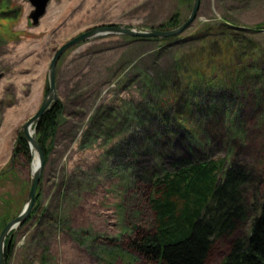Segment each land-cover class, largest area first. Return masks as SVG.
Masks as SVG:
<instances>
[{
	"label": "rangeland",
	"instance_id": "1",
	"mask_svg": "<svg viewBox=\"0 0 264 264\" xmlns=\"http://www.w3.org/2000/svg\"><path fill=\"white\" fill-rule=\"evenodd\" d=\"M193 3L52 0L33 26L28 0H0V233L27 203L33 153L14 157V149L23 125L49 92L56 52L95 27L158 29L174 15L179 26ZM226 34L243 35L247 51L264 54V0H201L196 21L177 41L105 35L63 54L56 70L62 114L56 134L45 143L48 155L33 216L13 234L8 264H158L130 244L155 232L152 201L159 187L154 182L172 170L164 143L170 134L158 130L161 121L169 117L188 133L198 128L197 118H204L182 104L175 114L167 112L182 85L195 86H187L184 95L197 99L198 108L207 87L220 119L206 132L198 131V159H224V170L235 164L254 169L255 182L246 185V196L253 200L250 209H257L264 195V103L256 111V100L245 108L241 100L254 98V86L234 84L227 62L216 65L220 58L211 53L219 50L212 42H222ZM197 89L200 95L192 92ZM185 117L189 130L180 123ZM156 133L161 140L155 141ZM156 142L167 151L164 161L153 156L156 147L149 143ZM245 223L232 237L215 240L208 264H220L231 238L248 234Z\"/></svg>",
	"mask_w": 264,
	"mask_h": 264
},
{
	"label": "trees",
	"instance_id": "2",
	"mask_svg": "<svg viewBox=\"0 0 264 264\" xmlns=\"http://www.w3.org/2000/svg\"><path fill=\"white\" fill-rule=\"evenodd\" d=\"M178 20V15H174L166 25L158 29L177 28L181 25L177 26ZM178 38L169 37L158 40L168 42L174 39L177 41ZM244 39L247 42L243 35L226 34L222 42L220 40L212 42L213 47L219 52L211 54L214 57L219 56L217 66H223L227 62L228 71H230L227 75L234 79V84H247L249 90L254 86V92L251 94L254 98L248 96V101L244 99L241 101L245 108H248L254 104L253 100H256V111L264 103V54L247 51V47L242 46ZM205 75L206 73L200 74L201 77ZM213 78L216 79V76L214 75ZM188 81L187 79L184 83L187 85ZM186 87L182 85L178 99H175L174 105L169 106L167 112L175 114L174 110H178L177 106L182 104L188 108L189 112L194 115L200 113L204 118H197V130L193 129L188 133L175 120L172 122L169 117L161 121L158 130L162 131V134H170L164 143L168 145L167 155H171L172 170L165 172L154 182V185L159 187V197L152 201V208L156 213L155 232L137 236L130 246L147 260L158 261V264H208L215 240L223 236L232 237L247 221L248 234L231 238L229 252L220 264H264V195L263 201L258 204L256 210L250 209V203L253 200H249L246 196V185L255 182L254 169L235 164L224 170V159H198L197 156L202 151V141L199 139L202 133L198 131L206 132L210 124L214 125L215 119H220L218 113L213 111L214 105L211 104L214 96H210L211 93L207 87L201 91H206V94L202 93L203 101H199V108L197 99L189 100L184 95ZM193 87L195 86H188V88ZM192 92H198L200 95L199 89ZM62 110L63 105L60 101L54 103L34 126V137L41 145L45 157L48 155L45 143L49 137L56 134ZM180 123L185 130H189L187 124L189 120L186 117L182 118ZM156 136L155 141L161 140L158 133ZM154 143H149L156 147L154 149L156 154L153 156L159 161H164L167 151L159 150L163 143L161 145L159 142ZM29 153L27 139L24 135L19 136L14 157L29 155ZM222 171L223 177L219 180V174ZM256 193L257 190H254V200H256ZM32 216L33 213L29 220ZM11 247L12 244L6 248L5 252L7 264L12 254Z\"/></svg>",
	"mask_w": 264,
	"mask_h": 264
},
{
	"label": "water",
	"instance_id": "3",
	"mask_svg": "<svg viewBox=\"0 0 264 264\" xmlns=\"http://www.w3.org/2000/svg\"><path fill=\"white\" fill-rule=\"evenodd\" d=\"M52 0H28L32 5L33 11L30 13V19L32 20L33 26H37L40 20L47 13L48 6ZM201 0H194L192 11L189 17L177 28L172 30H160L157 28H151L149 30H137L124 26L109 25V26H100L91 28L67 43H65L54 55L49 69V92L45 97L41 107L38 112L31 117L22 127L18 136L24 135L28 141L31 152H36L38 157L39 165L33 170L30 192L28 195L27 203L22 210V212L14 219L9 221L0 233V264H7L6 258V248L9 247L13 234L23 227V225L29 220L32 211L35 207L36 198L40 183L43 177V171L45 167V156L42 150L41 145L34 137V126L39 123L45 113L50 109V107L56 103L59 98L57 94V85H56V74H57V64L63 54L70 49L77 47L93 38L105 35H123L133 38H157L164 39L169 37H178L188 30L192 24L196 21L198 13L200 11ZM4 74L0 70V80L3 78ZM18 142V140H17ZM16 150V147L15 149ZM7 242V243H6Z\"/></svg>",
	"mask_w": 264,
	"mask_h": 264
},
{
	"label": "bare ground",
	"instance_id": "4",
	"mask_svg": "<svg viewBox=\"0 0 264 264\" xmlns=\"http://www.w3.org/2000/svg\"><path fill=\"white\" fill-rule=\"evenodd\" d=\"M38 165H39V162H38L37 153L33 152V166H32L33 170H35L38 167Z\"/></svg>",
	"mask_w": 264,
	"mask_h": 264
}]
</instances>
